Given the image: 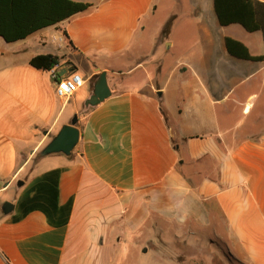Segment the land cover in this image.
I'll use <instances>...</instances> for the list:
<instances>
[{
    "label": "crops",
    "instance_id": "obj_1",
    "mask_svg": "<svg viewBox=\"0 0 264 264\" xmlns=\"http://www.w3.org/2000/svg\"><path fill=\"white\" fill-rule=\"evenodd\" d=\"M71 1L92 7L25 40L0 38V264H129L139 252L160 264L148 245L172 227L264 264V61L226 44L264 56L263 34L222 27L214 0L208 11L192 0L200 23L183 26L172 7L165 37L163 22L146 24L163 0ZM39 55L57 56L64 76L83 73L74 96L58 98L51 71L30 66ZM102 72L112 96L88 107ZM75 115L73 153L41 157Z\"/></svg>",
    "mask_w": 264,
    "mask_h": 264
},
{
    "label": "trees",
    "instance_id": "obj_2",
    "mask_svg": "<svg viewBox=\"0 0 264 264\" xmlns=\"http://www.w3.org/2000/svg\"><path fill=\"white\" fill-rule=\"evenodd\" d=\"M92 5L71 0H0V38L7 43L27 39L34 33L55 27L75 15L88 11ZM214 8L222 27L241 26L248 33L261 32L264 38V2L259 0H214ZM169 21L163 30L168 36ZM229 52L240 59L262 62L264 56H252L248 48L231 38L226 40ZM60 65L53 55L34 57L30 66L50 72ZM95 80L98 77L94 78Z\"/></svg>",
    "mask_w": 264,
    "mask_h": 264
},
{
    "label": "rangeland",
    "instance_id": "obj_3",
    "mask_svg": "<svg viewBox=\"0 0 264 264\" xmlns=\"http://www.w3.org/2000/svg\"><path fill=\"white\" fill-rule=\"evenodd\" d=\"M196 2H201L203 9L206 11H208L211 7L210 0H197L195 3ZM162 3L163 4L160 7V11L158 12L157 16L154 19H151L150 22L146 23L149 25V31H152V29H154L156 26H159L161 22H163L165 26L169 21H172L171 24H174V21L177 17L172 7H180L185 15L184 17L182 16V18L180 16L177 18L178 22L175 24L176 27L190 23L191 20H197V23H200L198 22L197 17H191L187 15L191 9H194L192 8L194 1L163 0ZM173 17L176 18L173 19ZM236 28L240 29L242 33H246V35H248V32L243 30L241 27L238 26ZM187 33L188 32L185 30H182L180 33L174 31V36L178 35L180 42L184 43L185 35H187ZM81 75H83V73H81ZM109 77V82L111 83V75ZM74 108L75 103L71 101L69 105V111L73 110ZM157 232L160 233L158 237L159 240L152 241L148 245L151 250L158 252L159 256H156L155 260L153 259L156 263H158V259H161L163 262L160 264H239L226 253L224 245L218 240H209L207 238L197 239L196 236H191L190 234H186L181 238H176L174 227L167 229L163 228L161 230L157 228ZM130 246L139 250H144L139 241L135 242L133 245L131 242ZM149 255H151V253L143 255L141 252H139L137 256L130 257L129 264H143L144 257ZM144 262L147 264V260L144 259Z\"/></svg>",
    "mask_w": 264,
    "mask_h": 264
},
{
    "label": "water",
    "instance_id": "obj_4",
    "mask_svg": "<svg viewBox=\"0 0 264 264\" xmlns=\"http://www.w3.org/2000/svg\"><path fill=\"white\" fill-rule=\"evenodd\" d=\"M69 71H65L67 74ZM65 74H61L64 76ZM112 96V91L107 80V73L102 72L99 79L95 83L94 94L86 102L88 107H96ZM79 122L78 115H75L70 124L62 127L60 132L52 139V141L41 151V157H47L53 154H64L70 156L80 142V130L77 127ZM22 184V183H21ZM14 209V205L7 202L4 204L2 211L5 215L10 214ZM147 252V249L144 250Z\"/></svg>",
    "mask_w": 264,
    "mask_h": 264
},
{
    "label": "built area",
    "instance_id": "obj_5",
    "mask_svg": "<svg viewBox=\"0 0 264 264\" xmlns=\"http://www.w3.org/2000/svg\"><path fill=\"white\" fill-rule=\"evenodd\" d=\"M51 75L55 83V93L62 100H67L74 96L84 83L82 76L77 73L62 76L60 70L53 69Z\"/></svg>",
    "mask_w": 264,
    "mask_h": 264
}]
</instances>
